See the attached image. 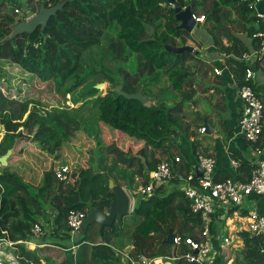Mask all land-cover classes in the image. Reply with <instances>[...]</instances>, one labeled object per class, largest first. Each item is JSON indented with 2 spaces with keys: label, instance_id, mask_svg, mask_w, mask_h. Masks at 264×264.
Wrapping results in <instances>:
<instances>
[{
  "label": "trees",
  "instance_id": "trees-1",
  "mask_svg": "<svg viewBox=\"0 0 264 264\" xmlns=\"http://www.w3.org/2000/svg\"><path fill=\"white\" fill-rule=\"evenodd\" d=\"M57 1L61 0H26L25 7L21 9L22 16L15 20V15L5 7L7 1L0 0V60L18 65L41 81L53 80L64 96L80 89L79 96H84L82 100L85 104L97 110L98 126L106 129L107 125L117 129L141 145L137 150H125L122 142L110 141L114 136L109 129L108 142L103 144L99 136L87 131L79 113H76L69 122L82 128L88 136L95 137L93 140L98 145V151L94 152L100 155L93 153L89 157L87 153L85 167L72 168L67 165L69 180H60L55 176L53 164H57L62 151L65 153L63 141L70 137V128L66 124L61 138H56L52 133L57 129V126L54 127L57 114L63 111L55 110L56 115L49 112L40 114L37 122L25 120L23 124L28 130L35 127L33 136L21 135L20 131L17 132L22 124L18 120L26 112L27 102L10 98L0 89V117L6 130V142L1 144L0 155L11 151L6 169L0 170V238L12 242L5 250L14 256L18 264H41L37 252L24 243L32 236L31 229L35 223H39V216L49 220L53 233L65 232L68 230L66 216L69 210L78 209L88 214L93 209L105 211L109 207L112 192L108 180L113 178V174L131 178L127 188L132 189L133 176L140 177L141 184H144L147 179L145 173L153 170L163 159L162 156L173 160V156H170V148L173 147L171 137L176 134L180 122L174 116L173 108L191 100L196 93L193 87L200 82L186 63L190 56L195 55L194 52L176 54L165 49L166 45H186V40L190 38V32L180 26L176 6L183 9L193 2L196 14L214 23L209 29L210 33L213 36L216 26L219 36L213 37V45L222 53L227 69L232 70L235 88L243 83L248 67L240 57L259 48L260 40L255 34L264 30L261 24L258 27L253 25L258 19L249 5L250 0H174V4L168 0H73L51 16L43 29L38 26L32 32L9 38L12 25L29 16L26 11L34 14L41 4L47 7ZM205 1H208L206 7L200 11ZM240 26L249 37L250 46L234 33L233 27ZM228 27L230 32L227 31ZM258 64L255 63L252 68ZM163 74L169 81L173 95L179 97L177 102H172L173 106L159 97L149 98L148 103L143 104L113 90L120 83L123 91L136 93L141 88L142 94L148 97ZM103 81L112 86L105 93L95 88L96 83ZM251 86L258 94L253 82ZM260 136L264 137V131ZM23 137L31 138L38 147L36 158L54 156L50 161L48 159L47 166L37 168L42 175L36 186L32 184L34 176L27 178L23 174L26 165L21 168L19 163H12L21 153L22 149L15 148L17 140ZM36 164L33 163L34 166ZM184 166L187 173L188 165ZM177 168H180V172L179 175L174 173L175 182L183 175V166L180 164ZM135 190L132 194H138L139 198L133 215L142 219L133 231L134 251L130 254L133 258L140 256L150 260L158 255L164 256L167 255L166 247L171 249L168 256H176L175 244L165 243L158 238L163 228L174 221L176 214L185 219L176 234L197 238L192 230L196 224L201 229L200 218L191 213L188 200L178 188L165 194L163 186H158L153 195L146 198ZM47 208H52L54 213H47ZM189 222L192 224L190 227L187 225ZM214 222L213 218L209 233L215 231ZM116 225L113 222L111 226L102 227L99 243L93 246L88 245L87 231L91 225L82 227V237L75 240L78 244L77 259L71 261L65 257L59 264H112L117 257L107 244L118 232ZM239 235L244 242L240 253L241 264H264V254L259 251L257 238L244 231ZM156 241L159 243L157 249ZM86 251L90 253L87 262L82 259ZM233 261L236 262L235 259ZM181 262L179 259L178 263Z\"/></svg>",
  "mask_w": 264,
  "mask_h": 264
},
{
  "label": "crops",
  "instance_id": "crops-1",
  "mask_svg": "<svg viewBox=\"0 0 264 264\" xmlns=\"http://www.w3.org/2000/svg\"><path fill=\"white\" fill-rule=\"evenodd\" d=\"M257 6L258 9L264 11V3H258ZM227 31L230 32L231 29L228 27ZM234 33L250 46V39L247 37L242 26H240V28H235ZM211 43H213V37ZM210 45L211 44L207 47V49L210 48L208 49L209 58L207 60L199 59V62H196V64H188L195 78L200 82L193 87L196 93L191 100L180 104V106L175 105L173 108V110H175L173 114L180 122L176 129V134L171 137L173 147L170 148V156L177 155L181 158V162L175 165V167L177 168L181 164L183 166L182 170L184 175L186 173V166L184 165H188V171L192 169L195 170L198 166L196 161L198 153L209 154L215 159L214 171L216 178L224 179L230 177L240 181H246L250 176V171L257 165L261 156L256 154L253 145L239 132L238 121L241 113V103L236 93V84L235 80L232 78V70L225 67L222 53H219L214 45H211L213 47V49H211ZM204 55L205 53L203 56ZM214 67L220 69L221 73L217 75L214 74ZM253 69L254 74L252 82L253 85L257 87V95L264 104V62L258 64V66H254ZM203 71L204 74H202ZM201 88H203L204 91ZM206 88L207 90L205 91ZM171 98L173 101L179 100L177 96H172ZM165 100L168 102L167 99ZM198 113L202 116L199 117ZM203 118L208 121L212 129L211 133L208 132L207 128L203 134L199 133V128L202 126L205 127L202 120ZM196 130H198V133ZM263 131L264 121L262 124V132ZM19 146L20 142L17 143V147ZM93 147H95L94 150L98 151L97 144ZM260 147L264 150L263 136H260ZM94 150H91V155H93V153L97 154ZM165 157L166 155L164 157L162 156V158ZM231 160L237 162L236 167L231 165ZM25 165L24 176L27 178L34 176L32 184L34 186L38 185L41 181L42 174L38 172L35 166H31L32 164L28 165V163L25 162ZM32 168H34V170H32ZM246 170L248 172H246ZM179 172L180 168H177L176 174L179 175ZM181 176L178 177V181L175 182L173 177V179L163 185L165 194L177 188L182 182ZM112 177L113 178L110 179H112L114 185L123 187L132 199L130 198L129 213L123 218H117L115 220L118 232L115 236L110 238L111 241L107 246L113 250L114 255L117 257L112 264H128L124 254H131V252L134 251L133 231L142 219L141 217L133 215V209L139 197H137L138 194L136 196L132 194L141 184V178L133 176L134 182L132 183V189H128L127 183L130 182L131 178L117 177L116 174H113ZM250 210H255L259 214L264 215V195H250L242 201L240 206L231 205L225 208H219V215L213 217L215 220V231L208 233L204 237L210 247V252L202 259V264L236 263L233 261L236 258L234 257V251L240 250L241 253L244 247L243 239L239 234L243 231L246 232V224L248 222L247 214ZM53 211L52 208H47V213H54ZM184 221L185 219L181 217V215L176 214L174 221L163 228V231L159 234H166L171 226L172 232L176 235V230L180 229L179 226ZM38 222L41 224L43 233L39 236H31L30 239L24 241V243L37 252L41 264H59L65 257H69L71 261H75L77 259V249L74 254L66 250L71 246L68 231L53 233L50 222L45 216H39ZM90 225L87 231L88 245L93 246L99 243L98 237L101 229L98 223H91ZM187 225L188 227L192 226L190 222ZM82 232L83 231L80 230L77 233L75 240L82 237ZM192 232L198 237L201 233L200 225L196 224ZM158 238L161 241L164 239L159 236ZM225 239H227V241H225ZM158 245L159 243L156 241V249ZM6 246L10 245L6 244ZM164 250L167 255L152 257L150 259L152 264H190L184 257L180 258L186 252L184 245H175L176 256H168L171 250L169 247H166ZM0 252V255H2L1 250ZM121 253H123V255ZM89 254V251H86L84 256L82 255V259L87 262ZM240 256L241 254L235 259L238 264H241L242 259ZM11 258L16 262H14V264H18L13 256ZM179 259L182 260L181 263H178Z\"/></svg>",
  "mask_w": 264,
  "mask_h": 264
},
{
  "label": "built area",
  "instance_id": "built-area-1",
  "mask_svg": "<svg viewBox=\"0 0 264 264\" xmlns=\"http://www.w3.org/2000/svg\"><path fill=\"white\" fill-rule=\"evenodd\" d=\"M258 3H264V0H250L249 5L252 8L255 7L254 15L264 29V11L257 8ZM192 18L195 24L201 23L204 19L203 16L199 15H192ZM255 36L259 37V48L241 55L240 60L247 63L248 67L245 69L243 83L236 87V93L241 103V113L238 121L239 132L253 145L254 151L261 158L250 171V176L246 181L230 177L224 179L216 178L214 171L215 159L212 155L205 153H198L196 156L197 165L201 171L200 174H197L192 169L181 176L182 182L177 188L188 200L191 213L199 216L201 221V233L197 238L191 235L182 237L177 234L173 237L175 245L185 246L186 252L183 257L188 262L202 264V259L210 252V247L204 237L209 233L211 220H213L219 208L231 205L240 206L242 201L250 195H264V150L260 147V135L264 121V104L251 86L254 74L252 66L255 63L264 62V30L256 33ZM213 73L220 74L221 70L214 67ZM205 130L206 128L202 126L199 128V133L203 134ZM180 162L181 158L177 155L173 156V160L166 157L161 159L153 170L145 173L147 177L146 183L140 184L135 191L144 198L153 195L156 187L163 186L173 179L177 169L175 165ZM231 165L236 167L237 162L231 160ZM68 172L69 168L66 164H61L60 167L54 168L55 176L66 182L69 180ZM86 215L84 211L72 209L69 210L66 216L67 231L71 242V246L66 250L73 254L76 253L78 246L75 238L82 228ZM247 217L246 232L257 238L259 251L264 254V215L259 214L255 210H250ZM42 233L41 224L35 223L31 229L32 236H39ZM2 244L11 245L12 242L7 238H0V247ZM121 254L123 255V253ZM124 255L127 263L129 262L130 264H152L151 260H145L140 256L135 259L128 253Z\"/></svg>",
  "mask_w": 264,
  "mask_h": 264
},
{
  "label": "rangeland",
  "instance_id": "rangeland-1",
  "mask_svg": "<svg viewBox=\"0 0 264 264\" xmlns=\"http://www.w3.org/2000/svg\"><path fill=\"white\" fill-rule=\"evenodd\" d=\"M7 1L6 8L9 9V12L13 15H15V20L17 18H20L22 16V11L25 7L26 0H5ZM208 1H205L202 3V6L199 10L202 11L204 7H206ZM11 5V6H10ZM18 7L17 9L12 8ZM194 5H186L183 7V10L188 9L190 10L191 17L192 15H200L196 14L197 9L193 7ZM198 8V7H197ZM258 8V6H257ZM261 10V9H259ZM255 11V7L253 8V12ZM1 13V12H0ZM26 15H29L28 17L32 16L33 14L29 13L28 11L25 12ZM201 16V15H200ZM27 17V18H28ZM26 18V19H27ZM260 22L257 20L254 22V26L258 27ZM249 25V24H248ZM214 26V23L211 21H203L201 23H196L192 30H190V38L186 40L187 45H191L195 48L197 51V54H195L193 57L190 56L188 60H186L187 64H196V62H199V59L207 60L209 58L208 56V48L209 44L213 46L212 37H218V33L216 31V26L213 28V36L210 33L211 29ZM150 29V27H148ZM234 30V27H233ZM239 31V30H238ZM242 36V35H241ZM243 37V36H242ZM210 45L211 49L213 47ZM205 49V51H204ZM211 51V50H209ZM205 55L203 56V54ZM187 57V56H186ZM203 57V58H202ZM209 63V62H208ZM104 84L100 87V89H97L101 93H105V91L108 90V88L112 89V86L107 81L100 82ZM99 84L96 83L95 86ZM86 88V87H85ZM87 88H89V85H87ZM114 88V87H113ZM0 89L2 90L3 94L10 97L15 98L17 100H20L21 102L26 101V112L23 114L22 118H20L18 121H21L20 128L17 129V132H19L21 135L25 136H33L32 131L33 129L28 130V127H25L23 122L27 119L31 121H39L40 114H44L45 112L52 113V115H56L55 110L63 111L59 114H57V121L54 124V127L57 126V129L53 135H55L56 138H61L62 131L64 132L66 127V124L69 126V135L70 137L68 140L63 141V144L65 146V153L64 151L61 152L60 156L58 157L57 164L54 163L53 168L60 167L61 164L70 165L72 168L83 166L85 167L87 165V159L89 153V156L91 155V150H94L95 142L93 138L86 134V132L80 128L75 127L73 124H71L69 121L73 119L72 117L74 114L79 113L80 117L83 120V124L87 128V131H89L94 136H99V138L102 140V143L105 144L108 142L107 136L109 133V130L111 131L112 135L114 136L112 140H116L123 143L121 144L122 148L130 149L131 150H137L141 143L134 142L132 137H129L127 134L117 130L112 129L106 125V129L103 128L102 125L98 126L97 124V110L95 107H90V104H85L84 96L80 97L79 92L80 89L75 90V92H72L67 95H63L62 89H58L55 82L52 81H41L36 75L28 73L26 71H23L18 65L5 60H0ZM172 96H176V94L173 95L172 90L170 89L169 81L167 80V77L165 74L162 75L161 80L158 82V84L155 85L153 92H150L148 94L149 98H160V99H167L168 104L173 106V99ZM91 98V97H90ZM210 98V96H209ZM73 99H76L74 102ZM176 100V99H175ZM173 102V103H171ZM76 111V112H74ZM17 121V120H15ZM44 123V122H43ZM63 129V130H62ZM109 129V130H108ZM177 129V127H176ZM61 131V134L59 131ZM198 133V130H196ZM102 134V136H101ZM110 134V133H109ZM6 135V130L4 125L1 123V117H0V147L1 144L6 142V138L4 137ZM61 135V136H60ZM27 138V139H26ZM97 138V137H96ZM20 142V146L16 147L15 149H22L21 153L16 156L13 159V164L21 165V168L23 165H25V162L28 163V165L34 166L33 163L36 162L35 165L36 168H44L48 165V159L53 157L50 155L48 159L47 157H38V147L36 144L32 142L31 138L23 137L19 138L17 140V143ZM97 148V147H96ZM1 151V148H0ZM96 154V153H95ZM100 154H96V156H99ZM1 156V155H0ZM110 162H107L109 164ZM6 165H0V170H5ZM30 167V166H29ZM25 169V168H24ZM34 170V168H32ZM6 249V244H2L0 247V250L2 251V255H0V262H4L7 264H14L13 258H11L13 255L11 253H8ZM1 253V252H0ZM11 255H8V254ZM234 254L237 259L240 255V250L234 251ZM14 257V256H13ZM241 257V256H240ZM242 259V257H241ZM242 261V260H241ZM16 263V262H15ZM237 260H236V263Z\"/></svg>",
  "mask_w": 264,
  "mask_h": 264
},
{
  "label": "water",
  "instance_id": "water-1",
  "mask_svg": "<svg viewBox=\"0 0 264 264\" xmlns=\"http://www.w3.org/2000/svg\"><path fill=\"white\" fill-rule=\"evenodd\" d=\"M73 0H61L57 1L55 4L51 6L45 7L43 4L39 6V10L34 13L32 16L28 17L25 20L19 21L15 24L12 25L11 29L12 32L9 35V38H13L14 36L21 34V33H29L34 31L38 26L40 29H43V27L46 25L48 19L55 15L57 11L61 10L62 7L65 5L67 2H72ZM169 3L174 4V0H168ZM193 5V2L191 3ZM175 12L177 14V17L181 20L180 26L184 27L186 30L190 31L192 30L193 26L195 25L193 18L191 17L190 10L188 9H181L176 6ZM165 49L167 51H171L173 53L179 54L182 52H194L197 54V51H195V48L191 45H182V46H171V45H166ZM104 84L99 83L95 86L96 89H100L101 86ZM113 90L127 98V99H136L140 101L143 104L148 103L149 99L145 97L142 94L141 88L138 89L136 93H127L122 90V85L120 83H117L116 86L113 88ZM199 114V113H198ZM202 115L199 114V117ZM203 123L205 125V128H207L208 132L211 133L212 129L209 126L208 121L203 118ZM11 151L8 150L5 154L0 156V165H7V159L10 155ZM197 174H200V168L197 166L195 168ZM108 187L111 189L112 192V199L109 204V207L105 211H101L99 209H93L89 211L85 219L83 220L82 227L87 226L88 224L91 223H98L100 229L105 226H111L115 220L121 219L124 216H126L129 213V203H130V197L125 191V189L121 186L114 185L112 179L108 180ZM174 233L172 232V228L168 229L166 234H159L158 236L160 238H164L163 242L169 243V244H174L173 243V237Z\"/></svg>",
  "mask_w": 264,
  "mask_h": 264
},
{
  "label": "clouds",
  "instance_id": "clouds-1",
  "mask_svg": "<svg viewBox=\"0 0 264 264\" xmlns=\"http://www.w3.org/2000/svg\"><path fill=\"white\" fill-rule=\"evenodd\" d=\"M87 216V215H86Z\"/></svg>",
  "mask_w": 264,
  "mask_h": 264
}]
</instances>
